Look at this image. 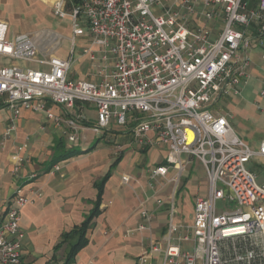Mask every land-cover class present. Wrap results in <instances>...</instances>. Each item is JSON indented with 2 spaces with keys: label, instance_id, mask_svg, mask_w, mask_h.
<instances>
[{
  "label": "built area",
  "instance_id": "built-area-1",
  "mask_svg": "<svg viewBox=\"0 0 264 264\" xmlns=\"http://www.w3.org/2000/svg\"><path fill=\"white\" fill-rule=\"evenodd\" d=\"M52 10L59 19H69L73 36L86 30L112 67L102 69L98 82L70 81L72 57L40 58L30 35L9 39L8 23L0 20V105L11 111L6 134L15 130L21 110L45 112L73 143L80 130L98 134L113 122L130 124L137 144L167 149L164 163L150 170L151 178H165L173 168L176 181L196 160L207 180V195L194 201L192 223L173 222L171 201L163 249L153 245L138 262L161 253L162 264H264V182L248 168L264 161V142L252 148L225 116L211 111L218 97L238 93L251 45H264V0H54ZM212 23L221 27L216 35ZM6 59L48 70L5 64ZM259 96L264 101V84ZM48 102L67 109L91 105L96 121L87 123L82 114L61 120L46 109ZM257 106L264 110V104ZM26 146L11 155L15 174L26 162L21 155ZM115 148L120 154L122 146ZM39 195L28 196L23 185L16 186L0 224V264L21 263V210ZM140 217L129 233L149 229L148 212L142 210ZM181 229L188 234L175 241ZM181 241L191 242L192 250L182 249Z\"/></svg>",
  "mask_w": 264,
  "mask_h": 264
},
{
  "label": "crops",
  "instance_id": "crops-1",
  "mask_svg": "<svg viewBox=\"0 0 264 264\" xmlns=\"http://www.w3.org/2000/svg\"><path fill=\"white\" fill-rule=\"evenodd\" d=\"M52 3L50 0H0V20L8 23V38L30 35L38 47L40 58L43 55L62 59L72 57L67 76L70 81H100L102 69H110L112 62L105 63L101 59L100 49L91 44L86 30L82 35L73 36L69 19L56 17ZM27 17H32L33 21L25 23ZM11 18L16 23L12 26ZM197 23L201 25L202 21L197 20ZM210 26L213 35L221 30L216 23ZM246 54L249 63L243 69L245 76L240 84L246 85L248 79L255 78L262 86L264 45L252 44ZM243 55V51L239 52L240 58ZM4 63L48 70V67L37 63L8 59ZM234 95L229 93L218 97L211 111L221 114L219 99L231 101ZM257 105L262 106L254 103L255 109L264 111ZM46 109L61 120L82 114L87 123L96 121V111L91 105L77 103L72 109H67L48 102ZM10 118V109L0 105V224L17 185H23L28 196L33 191L40 194L21 210L20 226L25 238L20 264H140L138 259L143 252H150L153 245L160 249L164 247L162 239L170 222L169 203L172 201L174 204L173 222L184 225L176 217L175 200L179 195L182 198V192L192 191V220L185 223L191 224L195 199L207 195L206 173L203 187L195 192L197 189L193 183L196 180L184 175L187 166L176 181H172L177 173L173 168L168 170L165 178H151L150 170L164 163L167 149L164 145L149 148L137 144L130 124L113 122L103 130L102 136L94 139L80 131L79 138L71 145L66 141L67 134L55 128L45 112L21 110L15 130L6 134ZM262 142L264 140L260 144ZM24 144L27 146L21 155L26 162L15 174L11 155ZM117 144L122 146L120 154L115 148ZM66 150L77 152L68 158L58 159ZM54 165L59 166V171L52 170ZM157 199L163 201L161 206L156 204ZM95 210L96 214L86 228V244L67 263L78 240L75 230ZM142 210L150 216L149 229L129 233L141 223ZM186 234L188 232L181 229L173 238L177 241ZM187 244L191 242H180L182 249ZM145 264H162L161 253H153L152 259Z\"/></svg>",
  "mask_w": 264,
  "mask_h": 264
},
{
  "label": "rangeland",
  "instance_id": "rangeland-1",
  "mask_svg": "<svg viewBox=\"0 0 264 264\" xmlns=\"http://www.w3.org/2000/svg\"><path fill=\"white\" fill-rule=\"evenodd\" d=\"M54 0H50L53 2ZM13 18V17H12ZM10 19V26L15 23L14 19ZM67 19V18H66ZM65 20V19H64ZM33 21L32 17H27L25 23ZM262 84V83H261ZM260 81L255 78L248 79L246 85H237L236 96L232 97L231 101H224L222 98L218 101V106L221 108V115L225 116L236 134L243 138L251 147H257L262 140H264V111L255 109L254 103L264 104V101L259 96L261 89ZM233 94V93H231ZM94 117V115H92ZM86 133L87 136L94 139L97 136H102L103 131L95 134L91 130H80ZM79 131V132H80ZM77 139L79 138L77 134ZM68 144H74L66 140ZM251 172L257 175L258 182H264V161L256 160L248 165ZM187 175L191 180L195 179L193 183L196 186V191L203 187L205 182V172L203 166L196 160L190 162L186 167ZM196 194V193H195ZM182 198L179 195L176 201V217L181 220L184 225L192 220V206H193V192H182ZM184 249L191 251L192 244H187Z\"/></svg>",
  "mask_w": 264,
  "mask_h": 264
},
{
  "label": "trees",
  "instance_id": "trees-1",
  "mask_svg": "<svg viewBox=\"0 0 264 264\" xmlns=\"http://www.w3.org/2000/svg\"><path fill=\"white\" fill-rule=\"evenodd\" d=\"M75 152H77V151L76 150H66V151H64V153H62L58 157V159L68 158V157L72 156L73 154H75ZM99 198L100 197H98V201H99ZM97 209H98V203H97L96 210ZM96 210L91 214V216H89V218L86 220V222L81 227H79L78 229L75 230V234H78V240H77L76 244L72 247V250L69 254L67 263L71 262L74 255L76 254L77 250L86 244V238H85L86 228H87V225L89 224V222L91 221V219L93 218V216L96 214Z\"/></svg>",
  "mask_w": 264,
  "mask_h": 264
}]
</instances>
